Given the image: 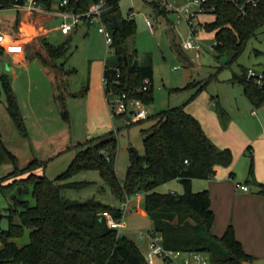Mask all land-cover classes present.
<instances>
[{"label": "trees", "instance_id": "16d2710c", "mask_svg": "<svg viewBox=\"0 0 264 264\" xmlns=\"http://www.w3.org/2000/svg\"><path fill=\"white\" fill-rule=\"evenodd\" d=\"M28 1L0 0V9H16ZM33 1L46 11L53 10L63 2ZM97 1L67 0L64 7L58 8L85 14L90 5ZM119 1L108 0L102 15V21L113 39L112 54L106 59L103 71V79H107L104 94L109 90L126 93L131 98L140 99L147 107L153 101L151 54L140 58L137 50L129 49L127 41L135 36L137 26L133 18L122 16ZM153 7L158 13L166 15L168 12L165 7L160 8L158 3H153ZM204 10L206 14L214 16V20L205 23L202 28L214 34L213 49L218 57L229 53L235 59L255 35L256 29L264 25V0H260L256 7L247 6L245 17H240L236 6L226 0H206ZM41 43L48 58L40 57L45 66H49V61L53 63L62 58L68 48L67 42L55 46L47 38H43ZM115 68L120 69L119 77ZM0 78L8 114L20 135L26 138L28 132L16 96L7 78ZM144 79L150 80V87L142 93L139 89ZM232 82L242 86L243 94L252 106L264 105V79L258 84L255 79H248L247 70H244L241 75H234ZM192 88L196 89L195 92L183 105L170 107L152 116V125L142 131L145 135L144 155L136 158L131 154L123 181L118 179L115 170L118 140L114 131L80 145L81 150L73 161L55 179H49L39 171L45 163L38 159L20 168L17 157L6 147L0 135V167L12 166V171L0 178V191L5 194L20 188L18 194L10 196L5 210L8 228L0 230V264H148L138 245L117 230L109 228L101 216L102 212L108 211L120 218L123 213L119 207L95 199L73 202L62 196L64 189H80L89 184L67 182L85 171L98 172L112 195L122 203L143 193L144 212L151 222L150 230L162 236L166 249L202 253L208 256L209 264L251 263L253 257L246 253L236 238L232 225H228L221 236L213 234L215 214L209 192L192 191L193 180L211 179L218 167L230 168L233 163L231 150L219 149L206 135L201 123L186 110L206 89V83L191 82L174 91ZM211 101L216 103L222 115L224 112L217 99L212 96ZM112 118L125 119L123 116ZM174 180L183 185L182 194L156 192L159 186ZM257 193L264 197V184H259ZM26 194L31 195L33 204L24 198ZM26 231L28 243L18 246L15 240L23 238Z\"/></svg>", "mask_w": 264, "mask_h": 264}, {"label": "rangeland", "instance_id": "374dc122", "mask_svg": "<svg viewBox=\"0 0 264 264\" xmlns=\"http://www.w3.org/2000/svg\"><path fill=\"white\" fill-rule=\"evenodd\" d=\"M154 1H119L122 16L126 17L128 13H131L130 16L135 20L137 26L135 36L127 41L128 47L130 50L136 48L140 58L145 54H151L154 75L153 101L146 107L149 118L132 124H128L123 118H112L110 122L112 127L109 130L115 132L118 140L115 163L117 177L120 181L124 180L133 150L138 156L144 155L143 140L145 135L142 131L152 125V116L170 107L183 105L196 89L179 92L174 90L181 89L191 82L206 83V89L188 105L187 109L192 111L202 122L203 128L219 149L229 148L231 150L233 174L230 176L229 171L224 172V170L221 173H225V175L220 180L216 177L215 171V175L211 179L193 180L192 191L207 190L209 192L211 208L215 214L214 225L217 227L224 224L225 220L232 223L233 228L240 221L241 223L238 225L241 226H244L246 220L256 223L260 218L256 213L257 203L248 200V198H239L241 193L235 189V185L238 182L248 181L251 190L249 195H254L253 197L264 203V197L257 193L259 184H264V137L259 135L264 128V105L252 106L243 94L242 86L233 83L232 78L249 69L257 74L263 73L264 25L256 29L255 35L235 59H232V54L229 53L218 57L213 49L214 34L199 30L197 38L201 52L200 57L196 58L194 50L184 51L180 45L174 43L172 30L169 26L171 23L175 25L176 17L172 13L166 15L158 13L157 9L153 7ZM165 1L158 2L160 8L164 7ZM148 19L152 23V30L146 25ZM21 20L26 21V25H22ZM200 20L201 23H210L214 20V16L212 14L203 15ZM33 23V14L25 9H0V32L9 41H13L16 36L25 37L27 35L26 28H28L32 30V33L30 37L25 38L33 39L35 44L39 43L43 47L41 52L28 51L20 57L0 52V77L5 76L9 81L28 136L23 138L20 135L8 114L1 78L0 135L8 146L22 141L19 144L21 148L17 158L20 168L26 166L30 156L44 160L46 156L50 157L51 146L56 149L63 146L58 150L59 153L44 161L45 166L39 170L47 178L55 179L67 169L81 150L80 145L88 136L90 115L86 106L91 79L93 76L95 77L99 66L109 55L105 37L98 32L97 24L82 23L69 35H64L58 28L60 20L52 17L45 25L51 30L47 41L55 46L68 43L67 51L62 58L53 63L49 61V67L59 75L56 82H53L50 80V76L43 72V63L40 59L41 56L48 59L41 43L45 32H41V29L34 32ZM42 26L39 24L37 27L41 28ZM175 27L179 39L182 41L186 37L187 26L182 23ZM64 77L66 78L64 79ZM212 96L217 99L222 108L223 116L218 112L216 103H212ZM252 111L256 112V116L252 115ZM40 121L41 124H38ZM42 125L45 126V131L42 130ZM251 154L253 159H251ZM11 171L12 166L10 165L0 167V178ZM11 181L9 182L11 183ZM67 182H88L89 184L80 189L62 190V196L65 199L73 202H86L95 199L116 208H120L122 204L112 195L96 171L81 172ZM250 182L252 183L250 184ZM19 190L20 188L12 189L5 194L0 191L1 230L8 228L5 210L8 208L10 196L14 193L18 194ZM156 192L182 194L184 187L178 180H174L159 186ZM226 195L229 198H225ZM23 196L33 204L30 194ZM259 210L260 215L262 205ZM123 216L125 223L124 231L121 234L133 240L145 256L146 244L139 238L138 232L146 233L151 229V226L148 224L149 218L144 212L143 193L130 198ZM260 216L262 217V215ZM15 242L18 246L27 244L28 231L23 238L17 239ZM156 264H161V262L156 259ZM246 264H264V259L253 257V261Z\"/></svg>", "mask_w": 264, "mask_h": 264}, {"label": "built area", "instance_id": "2783aa9c", "mask_svg": "<svg viewBox=\"0 0 264 264\" xmlns=\"http://www.w3.org/2000/svg\"><path fill=\"white\" fill-rule=\"evenodd\" d=\"M108 0H98L90 5L88 11L85 14H75L69 11H61V17L63 22L59 29L62 34L69 35L74 29L80 24H97L98 32L105 37V43L107 46V53L109 56L112 54L111 45L113 39L111 33L106 28L102 21V15L106 8ZM206 0H166L164 7L170 13L175 15V25L186 24L187 34L186 37L180 41V46L184 51L194 50L196 58L200 57L201 47L198 43L197 34L199 31V24L197 18L199 15L206 14L204 10V4ZM229 3L236 6L238 9V15L245 17L247 15V6L256 7L260 0H226ZM67 4V0H63L58 5L59 8L64 7ZM21 8L28 12L41 11V7L36 5L33 0H29L28 3ZM147 26L152 30V23L148 19L146 20ZM22 45L14 41H9L6 36L0 32V51L6 53H21ZM117 77L120 75V69L115 68ZM248 79H255L258 84H261L264 79V74H257L255 71L247 70ZM119 83L118 81H115ZM103 84H107V79H103ZM150 87V80L144 79L139 89L140 92H147ZM106 103L109 107L111 117L112 116H123L127 123L138 122L145 120L148 117V111L146 105L138 98H131L126 93H116L113 90H109L105 94ZM236 189L242 191H248V187L241 184L235 185ZM127 202L121 204L120 209L122 213L126 210ZM107 226L111 229L117 230L118 233H122L124 228L123 219L124 216L116 218L112 213L105 211L101 213ZM139 237H146L148 239L147 252L145 259L148 264H156L158 259L161 264H209V258L207 255L202 253H187L180 250L166 249L163 245V238L161 235L154 233L152 230H148L146 233L141 231L138 232Z\"/></svg>", "mask_w": 264, "mask_h": 264}, {"label": "crops", "instance_id": "0c3cea01", "mask_svg": "<svg viewBox=\"0 0 264 264\" xmlns=\"http://www.w3.org/2000/svg\"><path fill=\"white\" fill-rule=\"evenodd\" d=\"M161 1L162 0H155L153 3H158V2H161ZM16 9L20 10V9H23V8L18 7ZM167 13H170V12H167ZM32 14H33V22H34L33 23V31L36 32L38 29L39 30L41 29L40 30L41 32H43V33L45 32V34L43 35V38H47L48 34L51 31L45 25H46V23L49 22V20L52 17H54L56 19H59L61 23L63 22V18L61 17V11L59 10L58 7H55L51 11H46V10L41 9V11L33 12ZM130 14L131 13H128L129 17H131ZM203 15H207V14L199 15L198 18H197V22L199 24V30H204L202 28V25H204L205 23H208V22L201 23L200 17L203 16ZM21 23H22V25H26V21H24V20L23 21L21 20ZM61 23H60V25H61ZM34 24H36V25H34ZM39 24H42L43 26L41 28L37 27ZM169 27L172 30V40L175 43V35L177 34V32L175 30L176 27H175V25L173 23H171ZM20 29H21V27H20ZM26 30H27V35L24 34L25 37H30V35L32 33V30H29L28 28H26ZM25 37L19 38V37L16 36V38L13 39V41L15 40L16 43L22 45V48H23L22 50L23 51L21 53H6L4 51H0V52H2L4 54H8V55H16L17 57H20L23 53H27L28 51H33L34 53H37L40 50H42L43 47L40 46L39 43L35 44L33 42L34 41L33 39L29 40V39H27ZM133 49L137 50L136 48H133ZM105 61L102 63L101 66H99L98 72L95 73V77L93 76L92 79H91V88H90V90L88 92L87 106H86L90 116H89V121H88V136H86V140L85 141H87L89 139H92V138H95V137L102 136V135L108 133V131L110 132L109 129H110V127H112V124H110V122L112 121V117H111V114H110L109 107H108V105L106 103V98H105V94H104L103 71H104ZM98 63H100V62H98ZM42 66H43V72L47 76H50V80L51 81L56 82V79L59 78L58 73L54 72L53 69L50 68L49 66H45L43 64H42ZM96 71H97V69H96ZM65 78L66 77H64V79ZM187 107H186V110L191 115H193L202 125V122L197 118V116L192 111L187 109ZM252 115L256 116V112L252 111ZM38 124H41V121H40V123L38 122ZM43 125H42L41 128H42L43 131H45V128H44L45 126H43ZM203 129H204L206 135L209 137V134L206 132L205 128H203ZM259 135H260V137H264V128L261 130ZM28 138H30V137H28ZM27 141L28 140H26L25 142H27ZM17 143H16L17 145L16 144H14V145L9 144V146H8V144H5V145L18 158L19 157V154H18L19 152L18 151H20V148H21V145H19V144H21L22 141H19ZM10 145H12V146H10ZM26 146H28V145H26ZM60 147L62 148L63 146H60ZM27 148L29 149V147H27ZM61 148H59V149H61ZM59 149L58 148L56 149L55 147L51 146L50 157H52V156L56 155L57 153H59L58 152ZM50 157L46 156L44 158V160H42V158H36V156H30L28 158L29 161L27 162V164L30 161H32L33 159H38L40 162H44L47 159H49ZM223 171L224 172H226V171L228 172L229 171V175H230V173H233L232 172L233 171V163H232V166L230 168L221 169L220 167H218L216 169V177L218 179H220V180L225 175V173H221ZM251 183L252 182H250V184ZM236 184H241V185H245V186L248 187V191H242L240 189H237L241 193L239 195V198H242V199L248 198V200H253L254 202H256L257 203L256 204L257 217H260V218L257 219L259 223L257 221L255 223L252 220H246L244 226L238 225V224L241 223V221L239 220L240 222L237 225L234 226L236 238L242 244V246H243L244 250L246 251V253H248L249 255H251L254 258L264 259V203L262 201H259V199L253 197L254 195H249L251 190H250L248 181H246L245 183H239L238 182ZM172 193H176V192H172ZM225 198H229L228 195H226ZM236 198H237V196H236ZM129 202H130V199H129ZM261 205H262V213L260 215H262V217L259 215V211H260L259 209H260ZM148 222H149L148 224L151 226V222L150 221H148ZM123 223H125L124 220H123ZM228 225H232V223H228V220H225L224 224H222V225L220 224V225H218V227H217V225H213V227H212L213 234H215L216 236H221L224 233L222 231H225V229L227 228ZM123 231H124V228H123ZM139 238L142 240L143 243L146 244V248H147L148 247V239L146 237H139ZM192 264H197V263H192Z\"/></svg>", "mask_w": 264, "mask_h": 264}, {"label": "water", "instance_id": "95a60500", "mask_svg": "<svg viewBox=\"0 0 264 264\" xmlns=\"http://www.w3.org/2000/svg\"><path fill=\"white\" fill-rule=\"evenodd\" d=\"M114 23H115V25H117V21L115 19H114ZM175 43H176V45L180 44V39H179L178 34L175 35ZM125 63L127 64L126 58H125ZM133 154L136 158L138 157L137 153L134 150H133ZM1 218H2V215H0V220H1ZM0 230H1V226H0Z\"/></svg>", "mask_w": 264, "mask_h": 264}]
</instances>
